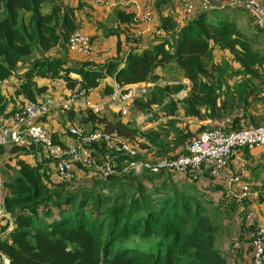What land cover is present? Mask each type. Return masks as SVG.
I'll use <instances>...</instances> for the list:
<instances>
[{
	"label": "trees",
	"instance_id": "16d2710c",
	"mask_svg": "<svg viewBox=\"0 0 264 264\" xmlns=\"http://www.w3.org/2000/svg\"><path fill=\"white\" fill-rule=\"evenodd\" d=\"M244 11L251 17L248 11ZM116 12L122 23H130L135 15L130 9ZM177 19L179 23L173 17L162 18L161 25L156 29L163 31V35L157 37L160 43L142 53L131 51L122 69L117 61L110 62L104 71L71 69L67 62L49 60L44 53L61 43V46L67 43L68 48L70 34L80 29L73 8L64 5L62 0H0V82L12 76L34 51H42V56L32 62L31 70L25 72V83L18 91L27 101H38L36 97L47 90L36 86L33 82L35 77H61L67 88L73 91L77 87L97 88L99 81L107 76L114 77L120 85L154 82L161 78L156 74L157 69L175 67L182 74L181 77L189 80L193 86L190 96L178 102L185 104L186 107L182 106L185 115L198 119L223 118V110L226 106L228 108V104L235 105V102L221 103L218 93L220 86L214 82L209 83V80L215 78L216 69H219L214 64L213 52H229L243 68L245 78L258 76L264 57L253 50L234 22L214 25L207 18V12H196L188 20L182 19L178 13ZM251 19L254 23V19ZM89 36L93 42V36ZM71 74L80 76L82 80L79 82L70 78ZM111 91L106 89V93ZM256 91L252 88L249 94ZM163 93L164 90H158L159 97ZM148 96L136 101L134 107ZM243 103L245 110L249 105L245 101H239L232 110L241 109ZM162 104L164 101H146L142 107L151 108L152 105ZM168 105L165 104V108L160 110L165 109L167 114L174 116L175 109L169 112L168 109L173 106ZM5 107L6 100L0 95V115ZM87 112L95 117L89 110ZM239 121L241 118L233 123L234 130L243 129H237L242 126L235 125ZM113 131L129 138L136 134L121 123ZM179 132L185 134L181 144L186 147L192 135L189 131V134L184 130ZM126 140L133 147L139 148L137 144ZM152 142L155 144L156 141L153 139ZM185 153L184 150L182 154ZM182 154H160L162 156L154 157V160ZM42 163L50 162L44 160ZM42 163L36 167L19 163L20 177L7 185L10 193L5 198V205L7 212L15 218V230L10 239L0 243V250L9 256L10 264H228L217 248L220 227L210 212L209 204L198 193L187 188V185L180 186L172 182L171 187H166L170 185L169 181L160 182L163 175L174 172L108 178L109 181L118 178L129 187L113 197H101L94 190L97 210L100 211L98 218L91 219L84 212L91 206L89 199L81 200L75 193L65 191L69 183L62 180L55 187H49L51 179L43 177ZM187 177L192 178L190 175ZM144 181L162 186L154 187L150 193L146 188L138 190L135 184ZM203 186L214 190L218 184L216 187ZM136 190L132 200L126 202L128 195ZM110 200L116 204L110 207L108 216L100 204H110ZM223 202L215 204L222 211V204L225 206ZM246 202L244 205L248 204ZM240 249L228 255L234 258Z\"/></svg>",
	"mask_w": 264,
	"mask_h": 264
},
{
	"label": "crops",
	"instance_id": "0c3cea01",
	"mask_svg": "<svg viewBox=\"0 0 264 264\" xmlns=\"http://www.w3.org/2000/svg\"><path fill=\"white\" fill-rule=\"evenodd\" d=\"M110 1V0H108ZM135 4L130 8L132 13L138 12L139 15L145 11H151L152 20L150 22L142 21L140 17V22H135L134 18L129 23H122L117 18V12L114 10H109L107 7L99 6L94 0H62L63 4L69 6L75 10L76 21L83 31L87 34L93 36V51L91 55L86 56L80 53H74L68 50L67 43H64V46H58L44 53V56L49 60L56 61H65L67 62L68 67L71 69H90L97 71H104L106 66L110 62L117 61L120 63V69L125 67L126 59L128 54L131 51L135 53H142L147 49L153 48L155 45L160 43L159 38L151 36L155 28H158L161 25V19L166 17H173L177 19L179 8L183 5L184 0H132ZM224 2V0H223ZM223 5L217 9H225ZM229 8V7H227ZM240 10V9H239ZM198 13L201 12L200 8L197 7ZM237 18V16H236ZM235 22L237 27H241V32L248 33V26L242 21L239 20L240 17ZM136 20V19H135ZM179 20V19H177ZM177 21V23H179ZM149 36V37H148ZM152 38H155L153 40ZM135 40V41H134ZM132 41V42H131ZM134 41V42H133ZM32 60L27 61L25 64H20L16 72L10 76L7 80L0 82V95L6 100V107L3 114L0 115V124L4 126H9L13 123L12 116L13 114L23 105L27 99L23 95H19L18 91L21 86L25 83L24 74L25 72L31 70ZM86 64L89 66L85 67ZM164 69H157L156 74L162 76ZM63 75V72H61ZM70 78L81 81L82 78L76 74H71ZM33 82L38 88H47L46 92L37 96L39 99L41 96H53L56 98L67 97L72 90L67 88V84L61 77H35ZM117 85V82L114 77L107 76L99 81V86L96 88L95 92L90 96L95 101L100 102V95L106 93V89L112 90ZM183 88L176 95L175 101L177 103V111L174 116L167 114V110H160V108H165V104L162 105H152L150 110L154 113L159 112L160 116L155 114V119L147 120H136L132 115L129 116V108L124 114L120 112L118 107L112 109L111 106H106L99 117L91 116V119L88 117V112L81 111L78 112H64L58 109H53L49 116L45 119V126L50 131L55 142L61 143L62 145H68L73 140L69 135L68 129L77 125H86L89 129V126L94 125L95 128L105 129L108 133L117 134L113 131V128L121 123L127 126L132 131H135L136 134L132 137H124L131 142L137 144L140 151V160H154V157L162 156L165 154H182L185 150V146H179L177 152H174L175 149L165 150L163 147V141L168 143H173L174 135L176 131L184 130L185 133L188 131L191 133V137H195L199 133L205 131L202 130L206 128L211 122L212 119H198L195 117H187L185 115V110L181 106V99L188 98V94L191 91V84L184 78L182 82ZM186 86V87H185ZM135 108V107H134ZM133 108V109H134ZM163 111V112H162ZM203 113V112H202ZM172 122L176 124V130H173L170 125ZM179 129V130H178ZM208 130V129H206ZM147 133L148 135H145ZM153 137V138H151ZM155 140V144L152 140ZM190 140H188L189 142ZM187 142V143H188ZM186 143V144H187ZM0 151V179L5 183L7 189V195L10 193L8 189V184L13 182L14 179L20 177L21 168L19 163L24 162L36 167L38 163H42L44 158L51 159L44 150L30 147L25 149H15L16 147L6 146L1 147ZM264 152V148H257L250 150L252 155H257L255 161L261 160L264 161V158H261L259 151ZM246 150L244 152H248ZM162 154V155H160ZM112 154H108L105 151L96 150L94 157L98 163H101L108 158L112 157ZM244 159V153H243ZM124 158H119L116 162L120 166L124 161ZM47 161V160H46ZM42 163V175L44 178L49 177L51 179V184H48L49 187H55L56 183L61 181V178L57 174L56 167L54 162ZM240 166V167H239ZM242 166V172L244 179H252L257 176L263 175L264 172L260 169L252 170L245 166L243 163L236 165L231 164V167L228 171L223 173L222 178L220 179L218 187L214 190L208 191L210 199H205L206 202L213 203V206L217 208L215 204L222 202L224 199L225 209H228L226 200L231 203V206L226 210L227 214V255L228 252H232L231 242L236 241L240 243L239 254L232 258L233 256H227L228 264H251V242H252V228H249L245 220H241V216L247 215L251 210L257 212L255 218L258 222L264 223V205H258L256 203L257 198L252 197L251 202L245 204L244 206L238 205L233 198L228 193V178L239 171ZM97 171L96 167H92ZM97 175V173H96ZM122 176V175H117ZM98 186H96L97 192L101 196L113 197L117 196L120 192H124L128 184H122L120 179L116 178L111 181L97 175ZM204 182L203 179L199 181L201 184ZM217 184L210 185L216 187ZM202 185V184H201ZM151 186L149 182L144 181L142 184H135V187H139L138 190H143L146 187ZM193 188V191L199 193L202 192L204 187L200 186L201 190H198L195 186L187 185ZM68 189H73L67 186L65 191ZM253 189L255 192L263 194L261 191L257 190L254 186ZM136 190V191H138ZM134 192V191H133ZM129 193V192H128ZM134 194V193H133ZM207 196V195H206ZM225 211H222L224 213ZM2 222L0 221V226ZM238 240V241H237ZM220 250V249H219ZM221 251V250H220Z\"/></svg>",
	"mask_w": 264,
	"mask_h": 264
},
{
	"label": "built area",
	"instance_id": "2783aa9c",
	"mask_svg": "<svg viewBox=\"0 0 264 264\" xmlns=\"http://www.w3.org/2000/svg\"><path fill=\"white\" fill-rule=\"evenodd\" d=\"M97 4L111 10L126 12L135 3L132 0H94ZM208 12L218 7L211 0H184L182 19H190L197 11ZM229 7L243 9L254 19L257 29L264 33V0H230ZM139 15L135 12V22L152 20V13ZM146 13V14H145ZM136 19V20H135ZM163 31L157 30L156 37L162 36ZM68 49L74 53L86 56L93 51L90 36L82 29L70 34ZM157 82H147L129 85L117 84L110 93H102L100 102L91 98L96 88L81 89L77 87L67 97L56 98L41 96L38 101H26L13 114V123L9 126L0 124V147H36L42 149L55 162L57 172L65 178H71L73 167L79 163L84 166L96 165L101 177L108 179L112 176H141L145 173L158 174L162 171L174 172L182 176H192L193 179L204 180V184L219 183L225 171L231 164L243 163V153L246 150L264 148V124L241 130H226L221 128L208 129L196 135L185 147V154L176 157H165L158 160H140V151L132 146L124 137L100 129H89L84 126H73L69 135L73 140L68 145L55 142L50 131L45 126V119L53 109L64 112L89 110L99 117L106 106L118 107L124 114L136 101L149 95L157 86ZM184 100V99H182ZM97 149H103L113 156L96 164L94 154ZM119 158L125 161L118 166ZM98 163V162H97ZM240 167V166H239ZM242 166L229 178L228 193L235 197L236 202L242 203L255 196L250 184L244 182ZM5 183L0 179V243L10 239L15 230V218L6 210L7 196ZM249 228H252L251 264H264V223L258 222L254 212L241 216ZM240 248V243L232 245V253ZM0 264H10L7 254L0 250Z\"/></svg>",
	"mask_w": 264,
	"mask_h": 264
},
{
	"label": "rangeland",
	"instance_id": "374dc122",
	"mask_svg": "<svg viewBox=\"0 0 264 264\" xmlns=\"http://www.w3.org/2000/svg\"><path fill=\"white\" fill-rule=\"evenodd\" d=\"M214 5L217 7L224 6L226 7L225 9H212L211 11L207 12V18L212 21L214 25H219L222 22H235L238 19V16L240 17L239 20L243 19L242 21L245 23V25L248 26V33L245 32L244 30V36L245 39L250 43L251 47L255 52H257L260 56L264 57V34H262L257 27H255L251 17L246 13L244 10L242 11L241 9H236L229 7L230 0H211ZM183 7V5H181ZM132 7V6H131ZM130 7V8H131ZM179 8V14L182 17L183 9ZM229 7V8H227ZM129 8V9H130ZM111 10V9H109ZM127 10V9H126ZM114 11H119L114 10ZM151 11H147L146 13H149ZM145 13V14H146ZM152 17V16H151ZM177 20V19H176ZM156 29H154L153 34L151 36L156 35ZM241 27H239V30L241 31ZM149 37V36H148ZM156 37V36H155ZM155 40V38H152ZM94 45V44H93ZM42 51L38 53L37 51H34L32 56L28 57V62L30 60L34 61L36 59H40L42 56ZM213 58H214V64L218 66L219 69H216V74L215 78L213 80H209V83L214 82L216 86H220V98L219 101L222 102H235V105L228 104V108L223 110L222 114L224 115L223 118H220L218 120H213V123L211 122L206 128V129H215V128H221V129H227V130H234L232 128L233 123L236 121V119L241 118V121L235 123L236 126L242 125L240 128L238 127L237 129H246L254 126H259L264 124V64L263 66L259 67V74L258 76H255L253 78H245V74L242 72L243 68L240 67V65L234 60L233 56L227 52V51H220V50H215L213 52ZM182 74L179 73L178 69L175 67H167L164 69V73L161 76V78L157 79L154 82H157V86L151 90L149 93V96L145 101H142L138 104L129 108V116L132 115L136 120H149L153 119L155 117V114L159 113L160 111H157L156 113L152 112L150 108L148 107H142V105H146V101H164V104H169L168 106L170 107L171 105L173 108L168 109L169 112H171L173 109H175V112L178 110L176 109L177 103L175 101L176 95L178 92L183 88L182 82L184 80L183 77H181ZM187 80V79H186ZM188 82L191 84V91H192V83L188 80ZM186 87V86H185ZM254 88L257 90L253 94H249V90ZM164 90V93L162 97H159L158 90ZM188 94V97L191 94ZM184 99V98H183ZM182 100V99H181ZM239 101H245L249 103L248 106H246V109H243L244 103L242 104L241 109H236L235 111L232 110V108L237 106ZM227 105V104H226ZM181 106L186 107L185 104H181ZM134 108V109H133ZM78 113H81L80 109L77 110ZM84 114L87 112V110H83ZM89 119H91V115L88 113ZM247 121V122H245ZM253 125V126H252ZM77 126H84L87 127L86 125H77ZM90 128H95L94 125L89 126ZM170 127L173 130H176V124L173 123L170 125ZM69 132V129H68ZM189 134V132H188ZM184 133L183 132H178L176 131L173 139V143H166L163 141V147L165 150H172L175 149L174 152H177V148L179 145H182L181 143L184 140ZM194 137L188 138L190 141ZM185 140V143L187 140ZM36 148V147H35ZM260 153L261 158H264V152L262 153L260 150H258ZM177 154V153H174ZM167 155V154H165ZM172 155V154H170ZM257 158H259L257 155H252L251 151L244 152V164L246 167L252 170L260 169L261 171L264 172V161L262 162L261 160L255 161ZM43 159L47 161H53V160H48L49 158H44ZM54 162V161H53ZM52 162V163H53ZM99 165L100 163H97ZM54 166L56 167V164L54 162ZM92 167H96V165H87L84 166L82 164H75L73 167V174L71 178H65L62 177L58 172L57 174L61 178V182L64 183H69V187L73 189H68V193H75V195H78L77 198L79 199H84L87 198L89 199L90 202V207L86 208L84 212L89 216L91 219L93 217L98 218L99 211L97 210V205L98 203L96 202L95 198V192H97L95 186H98V178L97 175L99 176L100 173L97 169L95 171L92 169ZM57 170V168H56ZM97 173V175H96ZM231 177V176H230ZM229 177V178H230ZM254 177V176H253ZM253 177H250V179H244V176L242 180L248 184H250L253 188V186L262 192L263 194V202L261 201V193H259L260 198L256 200V203L258 205H264V177L263 175L257 176L256 178L252 179ZM229 178H228V183H229ZM165 180L170 182V185L166 187H171L172 182H175L177 185L183 186V185H192L194 184L198 190H201L200 186L205 185L203 182L200 184L198 181L195 182L194 179L187 177V176H182L174 173H166L163 175V178L160 182H164ZM156 183V182H154ZM192 183V184H191ZM151 186L146 187V191L150 193L154 187L156 186H162V185H153L152 181H150ZM65 185V184H64ZM62 185V188L63 186ZM193 186V185H192ZM187 188H191L190 186H186ZM204 187V186H202ZM66 188V187H65ZM64 188V189H65ZM203 190L204 193L199 192V196L203 197L205 199H210V195L207 194L209 193L208 191H211L210 189ZM254 191V189H253ZM137 191H134L135 193ZM133 193L129 194L127 199L125 201H131L132 197L135 196ZM139 193V192H138ZM85 195V196H84ZM207 195V196H206ZM230 195V194H229ZM234 201H236L235 197L230 195ZM102 197V196H101ZM152 198V197H151ZM110 199V198H109ZM114 200V198H112ZM251 199H248L246 203H250ZM224 200V199H223ZM80 201V200H79ZM148 201V200H147ZM205 203L209 204L210 212H212L213 218H215L216 223L218 224L219 228V233H218V242H217V248L221 250V254L223 257H225L227 261V214H226V209L224 207V204H222V209L225 211L222 213V210L220 208H215L213 206V203H209L204 201ZM225 202V201H224ZM107 205H101V209L106 210L107 215H110V207L115 203V201H108ZM119 203V202H118ZM117 203V204H118ZM227 207L230 208L231 203L226 200ZM238 203V202H237ZM112 204V205H111ZM238 205L243 206L244 202L238 203ZM228 208V209H229ZM227 209V210H228ZM254 212V215L256 216L257 212L255 210H251ZM257 217V216H256ZM236 241L231 242V248L232 245ZM231 253L230 251L228 254ZM234 254V253H233Z\"/></svg>",
	"mask_w": 264,
	"mask_h": 264
}]
</instances>
